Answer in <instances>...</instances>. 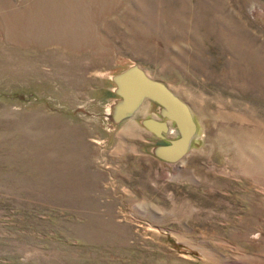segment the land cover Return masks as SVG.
Segmentation results:
<instances>
[{
    "label": "rangeland",
    "instance_id": "obj_1",
    "mask_svg": "<svg viewBox=\"0 0 264 264\" xmlns=\"http://www.w3.org/2000/svg\"><path fill=\"white\" fill-rule=\"evenodd\" d=\"M131 65L189 106L181 161L155 103L105 119ZM0 264H264V0H0Z\"/></svg>",
    "mask_w": 264,
    "mask_h": 264
},
{
    "label": "water",
    "instance_id": "obj_2",
    "mask_svg": "<svg viewBox=\"0 0 264 264\" xmlns=\"http://www.w3.org/2000/svg\"><path fill=\"white\" fill-rule=\"evenodd\" d=\"M110 78L115 84L112 90L117 98L109 103L105 119L119 125L123 120L131 119L142 103H155L156 117L140 120L145 130L165 142L151 148L153 156L167 163L184 159L196 133L189 106L164 82L148 77L139 66L131 65ZM169 123L174 124L177 131V136L172 139L166 136Z\"/></svg>",
    "mask_w": 264,
    "mask_h": 264
},
{
    "label": "built area",
    "instance_id": "obj_3",
    "mask_svg": "<svg viewBox=\"0 0 264 264\" xmlns=\"http://www.w3.org/2000/svg\"><path fill=\"white\" fill-rule=\"evenodd\" d=\"M174 130H176V129H175V127H173V128H169V130H168V131H170V133H172V132H173L172 134H175L176 132H175ZM171 136H172V135H170V134H169V136H168V137H171Z\"/></svg>",
    "mask_w": 264,
    "mask_h": 264
},
{
    "label": "flooded vegetation",
    "instance_id": "obj_4",
    "mask_svg": "<svg viewBox=\"0 0 264 264\" xmlns=\"http://www.w3.org/2000/svg\"><path fill=\"white\" fill-rule=\"evenodd\" d=\"M152 102H150V104H151ZM168 137V136H167ZM171 138H173V137H169V139H171Z\"/></svg>",
    "mask_w": 264,
    "mask_h": 264
},
{
    "label": "crops",
    "instance_id": "obj_5",
    "mask_svg": "<svg viewBox=\"0 0 264 264\" xmlns=\"http://www.w3.org/2000/svg\"><path fill=\"white\" fill-rule=\"evenodd\" d=\"M148 117H156V116H148ZM167 136V135H166Z\"/></svg>",
    "mask_w": 264,
    "mask_h": 264
}]
</instances>
